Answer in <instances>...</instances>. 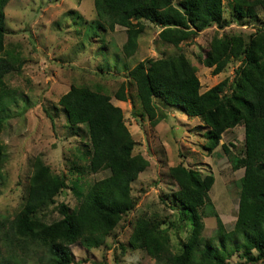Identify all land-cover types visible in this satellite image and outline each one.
<instances>
[{
    "label": "rangeland",
    "instance_id": "1",
    "mask_svg": "<svg viewBox=\"0 0 264 264\" xmlns=\"http://www.w3.org/2000/svg\"><path fill=\"white\" fill-rule=\"evenodd\" d=\"M182 0H171L176 7ZM264 0H243L255 14L239 16L233 0H222L223 28L196 31L178 45L159 38L161 27L141 20L135 53L126 57L122 44L125 27H109L106 13L97 10L94 0H8L3 9L5 33L0 55L14 64L4 76L7 87L15 90L14 101L0 112V264H54L40 240L19 242L10 222L24 204L35 165H45L63 182L53 202L39 209L33 221L49 224L61 218L63 203L76 212L90 185L109 174L88 169L89 139L84 124H70L59 104L71 86H85L110 96L123 111L131 134L133 155H142L148 165L131 183L134 207L122 216L102 245L85 248L80 242L69 246L71 264H165L157 263L143 249L132 248L129 238L136 220L145 216L168 236L170 250L180 254L191 233L189 214L174 201L178 188L169 168L181 164L202 176L213 174L202 215V247L222 249L216 234L215 210L225 230L233 228L244 167L242 125L226 129L211 153H207L206 130L200 117L186 116L161 105L166 117L156 125L145 111L130 70L141 60L167 57L182 52L195 66L200 91L226 79L221 96H229L241 76L234 78L240 58L229 57L223 70L213 75L204 66L206 52L227 38L228 48L241 39L248 42L257 30L264 32ZM135 23V20L132 19ZM227 48V49H228ZM122 91L126 100H117ZM224 143L227 150L221 147ZM235 241L226 242L232 252ZM257 255L256 251L253 252ZM224 264H264V255L245 261L241 251L226 256Z\"/></svg>",
    "mask_w": 264,
    "mask_h": 264
},
{
    "label": "trees",
    "instance_id": "2",
    "mask_svg": "<svg viewBox=\"0 0 264 264\" xmlns=\"http://www.w3.org/2000/svg\"><path fill=\"white\" fill-rule=\"evenodd\" d=\"M8 0H0V52L5 33L3 9ZM243 0H233L239 16L255 14ZM97 10L106 13L109 27H125L126 40L121 50L131 56L143 30L141 20L161 27L159 38L178 45L196 31L215 26L223 28L222 0H182L179 7L171 0H94ZM264 7V1L262 3ZM135 20V23L132 22ZM227 38L206 52L204 66L220 73L229 57L240 58L234 78L241 76L229 96H221L226 79L200 91L201 85L192 65L182 52L139 61L131 70L138 96L152 125L166 117L160 108L170 106L187 116L200 117L207 127V153L216 148L221 134L236 125L244 126L243 175L240 178L238 211L233 228L225 230L215 210L216 234L220 249L202 247L203 221L199 209L206 204L214 176L181 164L171 166L169 174L178 188L174 201L190 217L191 233L180 254L170 250L168 236L148 217L136 220L129 238L132 248L143 249L155 262L165 264H224L226 256L241 251L245 261H256L264 255V32L257 30L248 42L238 39L228 48ZM228 48V49H227ZM15 70L14 64L0 55V112L15 99V90L7 87L4 76ZM115 97L125 101L123 92ZM70 124H84L89 139L88 169L92 173L108 170L104 178L87 189L76 212L60 203L61 218L49 224L33 221L35 213L53 202L63 182L42 163L35 165L24 204L9 221L13 236L19 242L39 239L55 261L71 264L69 246L80 242L89 249L104 243L123 215L135 204L131 183L148 165L142 155H133V138L123 119L122 109L111 102L109 95L85 86H71L59 99ZM224 150L227 147L221 144ZM0 147V162L3 160ZM235 241L232 252L226 253V242ZM256 251L257 255L253 252Z\"/></svg>",
    "mask_w": 264,
    "mask_h": 264
},
{
    "label": "crops",
    "instance_id": "3",
    "mask_svg": "<svg viewBox=\"0 0 264 264\" xmlns=\"http://www.w3.org/2000/svg\"><path fill=\"white\" fill-rule=\"evenodd\" d=\"M134 53H135V52H134ZM134 53H133V54H134ZM133 54H132V55H133ZM132 55H131V56H132ZM129 57H130V56H129ZM117 100H118V99H117ZM119 101H120V100H119ZM114 105H115V104H114ZM186 116H187V115H186ZM241 128H242L241 130H243V133H242L241 135H242L243 142H244V126L242 125Z\"/></svg>",
    "mask_w": 264,
    "mask_h": 264
}]
</instances>
